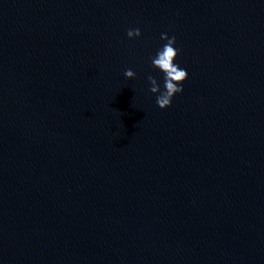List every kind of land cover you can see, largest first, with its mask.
<instances>
[{
	"label": "water",
	"instance_id": "obj_1",
	"mask_svg": "<svg viewBox=\"0 0 264 264\" xmlns=\"http://www.w3.org/2000/svg\"><path fill=\"white\" fill-rule=\"evenodd\" d=\"M0 264H264V0H0Z\"/></svg>",
	"mask_w": 264,
	"mask_h": 264
},
{
	"label": "clouds",
	"instance_id": "obj_2",
	"mask_svg": "<svg viewBox=\"0 0 264 264\" xmlns=\"http://www.w3.org/2000/svg\"><path fill=\"white\" fill-rule=\"evenodd\" d=\"M140 30L130 29L127 31L129 39L139 38ZM160 39L166 41L159 47L154 56H150L152 68L161 74V81H158L152 75H148L147 79L150 84L149 91L156 96V105L164 110L172 104L173 98L183 92V83L188 78V72L176 63L179 49L176 47V38L169 37L166 33H161ZM126 79H135L136 73L131 69L124 71Z\"/></svg>",
	"mask_w": 264,
	"mask_h": 264
}]
</instances>
